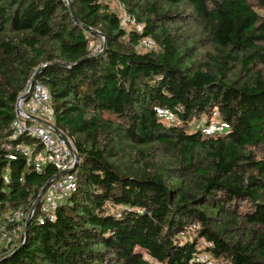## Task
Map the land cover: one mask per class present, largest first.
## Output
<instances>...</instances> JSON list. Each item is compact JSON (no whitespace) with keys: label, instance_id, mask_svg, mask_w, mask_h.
I'll list each match as a JSON object with an SVG mask.
<instances>
[{"label":"trees","instance_id":"1","mask_svg":"<svg viewBox=\"0 0 264 264\" xmlns=\"http://www.w3.org/2000/svg\"><path fill=\"white\" fill-rule=\"evenodd\" d=\"M71 1L0 0V221L29 213L58 173L8 158L33 76L80 158L55 222L37 211L24 238L0 242V264H264V0H118L144 25L130 34L110 4ZM97 33L107 47L93 53ZM146 37L157 51L136 49ZM214 112L229 129L205 135Z\"/></svg>","mask_w":264,"mask_h":264},{"label":"built area","instance_id":"2","mask_svg":"<svg viewBox=\"0 0 264 264\" xmlns=\"http://www.w3.org/2000/svg\"><path fill=\"white\" fill-rule=\"evenodd\" d=\"M122 6L124 7L123 4ZM123 21L133 27L131 31H127L121 22L122 28L128 34L132 31L143 32L144 25L128 12L124 15ZM103 39L105 41L104 37ZM103 43L93 53L101 51ZM139 48L157 51L158 45L152 38L146 37L140 40L136 49ZM27 96L28 98H26ZM156 111L159 118L163 119L167 125L178 123L176 115L169 109L157 108ZM55 118L56 113L50 92L33 76L16 101L15 117L10 125L11 135L5 145L6 150L11 152L8 158L16 160L17 155H22L26 159L27 168H33L38 174H41L46 166L56 168L57 174L61 172H66V174L59 179H52V183L44 192L36 209L32 207L29 213L19 210L14 214L6 215L0 221V242L6 246H13L22 237L24 238L26 221L30 213L34 218L39 211L37 221L42 226L49 222H55L61 203L77 191L78 178L74 173L80 162L79 160L77 163V149L68 136L62 132L60 134L55 132L53 128V125L56 126ZM38 120H42L46 124L40 123ZM201 129L205 135H215L226 132L229 125L219 119L218 112H214L211 119H203ZM21 138L33 140L35 143H16ZM4 180L9 182L8 175L4 176ZM198 228V224H193L182 233V237L184 239L191 237ZM195 260L197 262L204 261L207 264H218L209 255L202 256V253Z\"/></svg>","mask_w":264,"mask_h":264},{"label":"rangeland","instance_id":"3","mask_svg":"<svg viewBox=\"0 0 264 264\" xmlns=\"http://www.w3.org/2000/svg\"><path fill=\"white\" fill-rule=\"evenodd\" d=\"M66 1V0H65ZM104 3H108V4H110V6H111V9L115 12V13H117L118 14V16H119V18H120V20H121V22H122V26L127 30V31H131V29L133 28L131 25H128L127 23H125L124 21H123V17H124V15L127 13L126 12V9L122 6V4L118 1V0H102ZM259 13H260V15L262 16V17H264V10H260L259 11ZM89 37H90V39L92 40V41H90V48L95 52V50H97V49H99L100 48V45H101V43H103V44H105V41H104V39H103V36H98V38H96V39H94L93 38V36L92 35H89ZM139 52H148V50H146L145 48L143 49V48H139V49H137ZM178 125H180L179 123H177ZM193 131V130H192ZM260 157H263L264 156V152H261L260 154ZM196 236V233H194V234H192L191 235V238L190 237H188L187 239H192V238H194ZM182 240H184V241H186V239H182ZM3 244V243H2ZM204 244H205V242H201V246H200V249H204L205 248V246H204ZM202 256H204V254H203V252H202ZM151 260V262L153 263V264H159V263H157V262H155L154 260H152V259H150Z\"/></svg>","mask_w":264,"mask_h":264},{"label":"water","instance_id":"4","mask_svg":"<svg viewBox=\"0 0 264 264\" xmlns=\"http://www.w3.org/2000/svg\"><path fill=\"white\" fill-rule=\"evenodd\" d=\"M66 2H67V4H68L69 7H71V8L73 7V4H72V1H71V0H66ZM97 34H98L99 36H102L100 33H97ZM106 47H107V42H106V40H105L104 49H106ZM26 98H28V96H27ZM38 122L46 124V123H45L44 121H42V120H38ZM53 128H54V130H55L56 133H59V134L61 133V131H60L56 126L53 125ZM79 160H80V158H79V156H78V154H77V163H78ZM65 174H66V172H61V173L57 174L54 178H55V179H59L61 176L65 175ZM52 181H53V180L51 179V180L48 181V182L46 183V185L43 187V189L41 190V192H40V194H39V196H38V198H37V200H36V202H35V204H34V206H33V209H36V207L39 205V203H40V201H41V199H42V196H43L44 192L48 189V187L50 186V184L52 183ZM32 219H33V216H32V213H30V214L28 215V218H27V221H26L25 236L27 235L28 226L30 225Z\"/></svg>","mask_w":264,"mask_h":264}]
</instances>
